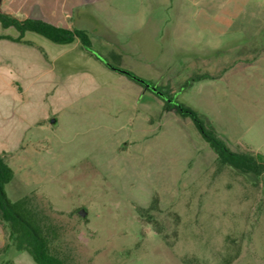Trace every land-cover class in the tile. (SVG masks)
Here are the masks:
<instances>
[{"label": "rangeland", "instance_id": "rangeland-1", "mask_svg": "<svg viewBox=\"0 0 264 264\" xmlns=\"http://www.w3.org/2000/svg\"><path fill=\"white\" fill-rule=\"evenodd\" d=\"M114 4L105 38L90 36L105 62L80 45L99 65L53 45L35 66V47L0 39L9 198L29 200L70 264H264V174L223 164L173 105L232 151L264 157V0ZM9 235L0 220V264H35Z\"/></svg>", "mask_w": 264, "mask_h": 264}, {"label": "trees", "instance_id": "trees-1", "mask_svg": "<svg viewBox=\"0 0 264 264\" xmlns=\"http://www.w3.org/2000/svg\"><path fill=\"white\" fill-rule=\"evenodd\" d=\"M0 24L4 29L13 28L19 36L16 39L8 38L13 41L21 42L26 33H34L55 44H71L78 40L82 48L92 53V41L88 33L84 30H69L62 27L51 25L37 19L19 20L0 11ZM96 58L102 57L92 53ZM105 62V60H103ZM109 68L115 70L111 65L105 63ZM127 76L140 83L131 73ZM207 75H198L196 80L206 79ZM146 87L145 84L140 83ZM147 88V87H146ZM152 90V89H151ZM155 94L163 99L165 103L172 106V98H167L161 94L158 88ZM173 102V103H172ZM178 113L182 116H190L196 128L206 142L218 154L221 162L233 168L237 173L245 175L252 180H257L264 174V157L254 156L232 151L223 140L215 133L213 128H207L204 121L192 109H189L175 102L173 104ZM14 179V170L9 166L2 155H0V220L7 223L10 228V241L18 252L27 253L35 264H70L65 259L57 256L51 249V240L44 232L39 218L30 206L29 200L24 197L12 201L7 192L6 186Z\"/></svg>", "mask_w": 264, "mask_h": 264}, {"label": "crops", "instance_id": "crops-1", "mask_svg": "<svg viewBox=\"0 0 264 264\" xmlns=\"http://www.w3.org/2000/svg\"><path fill=\"white\" fill-rule=\"evenodd\" d=\"M113 1L115 0H0V11L19 20L28 18L42 20L51 25L69 30H84L89 36L103 39L105 35L103 34L104 32L101 33L100 29L104 28L107 30L110 28V25L107 24L110 21L108 19H112L113 16L119 12V6L117 4L113 5ZM104 17H108V19L101 20ZM2 29L9 30L13 28L4 29L2 27ZM13 30L16 32L15 36L9 34H1L0 36L11 37L13 39L18 38L19 33L15 29ZM39 37L41 36L34 33H26L21 42L13 41L8 38L0 39L9 40L31 49L35 47L36 49L34 50L36 53L34 54L31 52L35 55L33 58L35 60L31 61V63L36 66L40 61L45 62V58L49 56L48 50L52 51L55 49L53 45H62L55 44L43 37V39H40ZM40 44L43 45L41 48H39ZM66 45H72L75 50L81 53V56L84 57L86 61L94 65L100 64L97 59L85 55L80 50V43L78 40ZM43 50H45L46 55L42 52ZM39 52L42 58L39 57ZM47 117L50 121L51 117L49 114H47ZM47 117H44L45 119L43 118V120H46ZM36 119L35 123L37 124L40 119Z\"/></svg>", "mask_w": 264, "mask_h": 264}, {"label": "water", "instance_id": "water-1", "mask_svg": "<svg viewBox=\"0 0 264 264\" xmlns=\"http://www.w3.org/2000/svg\"><path fill=\"white\" fill-rule=\"evenodd\" d=\"M124 74H127L128 72H126V71H122ZM135 79H137V78H135ZM140 83H143V84H145L146 85V87L147 88H151L152 90H156V88L154 87V86H152L151 84H149V83H146L145 81H142V80H140V79H137ZM55 122V120H52V123H54ZM83 214V213H82Z\"/></svg>", "mask_w": 264, "mask_h": 264}]
</instances>
